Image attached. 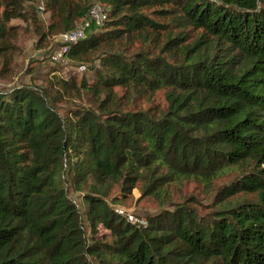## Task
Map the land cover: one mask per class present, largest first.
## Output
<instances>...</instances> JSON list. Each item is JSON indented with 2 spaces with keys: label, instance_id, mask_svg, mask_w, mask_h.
<instances>
[{
  "label": "trees",
  "instance_id": "16d2710c",
  "mask_svg": "<svg viewBox=\"0 0 264 264\" xmlns=\"http://www.w3.org/2000/svg\"><path fill=\"white\" fill-rule=\"evenodd\" d=\"M35 1L57 35L95 2L106 18L65 52L90 76L0 90V264H264V0H0V59ZM186 180L219 195L206 213L114 207Z\"/></svg>",
  "mask_w": 264,
  "mask_h": 264
},
{
  "label": "rangeland",
  "instance_id": "374dc122",
  "mask_svg": "<svg viewBox=\"0 0 264 264\" xmlns=\"http://www.w3.org/2000/svg\"><path fill=\"white\" fill-rule=\"evenodd\" d=\"M93 2L90 0L89 3ZM27 4V5H26ZM24 8L29 7L28 15L13 17L8 21L10 27L9 41L11 51L4 59H0V90L7 89L13 84L31 83L41 84L45 86L49 79L63 77L69 74L76 77L77 80L81 76H90L91 71L88 68L89 63L74 60L68 56L56 58L53 56L60 48V42L57 39V33L48 31V24L51 21L50 13L45 11L42 3L35 1L32 3H24ZM35 7V9H33ZM33 12V13H32ZM44 33V35H42ZM54 79V78H53ZM117 93L121 94L122 90L115 88ZM166 88L162 87L154 92L151 101H139L143 107L149 104L164 108ZM62 108L70 103L66 100ZM89 101L83 96L82 99L72 98L71 103H88ZM65 113V109H61ZM233 173H226L214 179L213 184H220L229 179ZM79 191L68 187V196L72 202L81 208V197ZM117 192V187L110 189L109 197ZM166 197L160 200L159 196L151 194H143L136 184L125 195H117L118 201L114 205L115 209L120 213H125L132 221L140 223L146 222V214L152 213L160 207L172 209L176 204L185 201L188 205H197L201 214L206 213L211 205L216 204V196H219L214 188H205L203 183L197 180H186L182 182H171L166 191ZM250 194L236 193L232 198L239 199ZM109 202V199H108ZM110 203V202H109ZM112 205V203H110ZM86 234L92 233L95 236H108V232L100 225L96 227L95 232H91L89 227L84 225ZM93 264V263H92Z\"/></svg>",
  "mask_w": 264,
  "mask_h": 264
},
{
  "label": "built area",
  "instance_id": "2783aa9c",
  "mask_svg": "<svg viewBox=\"0 0 264 264\" xmlns=\"http://www.w3.org/2000/svg\"><path fill=\"white\" fill-rule=\"evenodd\" d=\"M106 18V9L100 3H93L88 8L85 16L70 30L61 32L57 35V39L60 42V48L56 54H54V60L56 58H63L65 52L70 47V44L86 37L87 29L92 24L101 25Z\"/></svg>",
  "mask_w": 264,
  "mask_h": 264
}]
</instances>
